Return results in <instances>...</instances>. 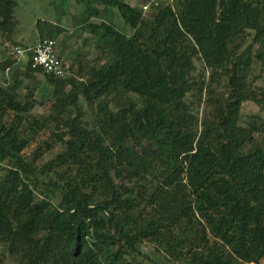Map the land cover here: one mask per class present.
I'll list each match as a JSON object with an SVG mask.
<instances>
[{
  "label": "trees",
  "instance_id": "trees-1",
  "mask_svg": "<svg viewBox=\"0 0 264 264\" xmlns=\"http://www.w3.org/2000/svg\"><path fill=\"white\" fill-rule=\"evenodd\" d=\"M17 3L0 0V33L22 46ZM151 7L87 0L78 27L97 56L79 51L63 77L31 52L23 70L0 61V245L14 264H155L143 242L173 264L264 257V0ZM43 22L38 39L65 30ZM35 75L47 114L32 113ZM245 101L261 113L247 126Z\"/></svg>",
  "mask_w": 264,
  "mask_h": 264
},
{
  "label": "rangeland",
  "instance_id": "rangeland-1",
  "mask_svg": "<svg viewBox=\"0 0 264 264\" xmlns=\"http://www.w3.org/2000/svg\"><path fill=\"white\" fill-rule=\"evenodd\" d=\"M87 0L84 2H75L74 0H18V3L14 9V18L17 20L16 30L13 34L15 41L20 42L22 46L31 47L33 40L37 37V23L42 25L43 21L49 22V25L52 22H59L60 27H63L65 30L59 34L60 38H55L57 46H63L66 49V44L70 45V49L74 46L75 53L72 52V57H69L68 60H64V66L68 73H71L70 62L73 61L75 55L84 50L87 52L86 58L92 60L97 56V53L93 47V41L89 39L90 34L84 30H80L79 18L80 12L83 10L84 5ZM131 5H135L139 8L148 2L149 0H125ZM160 2H171L172 0H159ZM98 6V5H96ZM152 10L150 7L144 13L147 15ZM110 15L108 18L116 25L118 28L126 32L127 34L131 33V29L122 23V20L115 8H110ZM58 40V41H57ZM36 43V42H35ZM15 44L10 42H5L3 35L0 33V61L5 60L9 56H13V48ZM27 61V56L22 57L20 62L14 67L19 70H23L25 63ZM66 61V63H65ZM259 70V66L256 67V73ZM10 73V71H9ZM4 72L0 70V84H2V79L4 78ZM36 81L40 82L41 86L37 89V92L34 94V97L38 101V104L32 110L34 115L47 114L49 112V105L52 101L51 88L44 84V78L41 75H35ZM25 83H33V79L26 80ZM257 85H264V73L261 74L259 79L256 80ZM217 89L221 90V87L217 85ZM80 105L84 108L85 103L83 100H80ZM259 108L254 102L245 101L241 105L240 109V123L244 126L253 124L255 122L254 116L261 115L258 110ZM66 116V115H64ZM88 121L90 120L89 116H86ZM48 133H41L38 139L44 138ZM36 143V141H35ZM32 143L26 150L25 153L30 151L33 148ZM139 249L150 257L155 264H173L165 260L162 253L158 251L152 244L148 242H143ZM0 264H14L13 260L9 258L6 253H2V246L0 245ZM258 264H264V257L260 259Z\"/></svg>",
  "mask_w": 264,
  "mask_h": 264
},
{
  "label": "built area",
  "instance_id": "built-area-1",
  "mask_svg": "<svg viewBox=\"0 0 264 264\" xmlns=\"http://www.w3.org/2000/svg\"><path fill=\"white\" fill-rule=\"evenodd\" d=\"M159 0H149L141 6L143 12L148 10L151 6H156ZM28 52L30 54L31 67L40 68L43 72L51 73L56 76L63 77L67 75V70L64 66V62L60 58L57 52L56 40L52 38H41L36 41V43L31 46H14L13 57L15 58V64H18L22 57L27 56ZM9 68H6L4 72V80L8 79ZM2 79V80H3ZM4 84V82H1ZM242 264H257L254 262H244Z\"/></svg>",
  "mask_w": 264,
  "mask_h": 264
},
{
  "label": "crops",
  "instance_id": "crops-1",
  "mask_svg": "<svg viewBox=\"0 0 264 264\" xmlns=\"http://www.w3.org/2000/svg\"><path fill=\"white\" fill-rule=\"evenodd\" d=\"M93 20H95V19L93 18ZM59 24L60 23L59 22L57 23L56 21L55 22L54 21L52 22V25L60 26ZM56 38L58 39V38H60V36L58 35ZM37 39H38V37H36V39L33 40L32 46L35 44V42L37 41ZM70 50L73 53H75V51H76L75 48H74V46L70 49V45L69 44H66V49H64L63 46H60V45L57 46V52H58V54H59V56H60V58L62 59L63 62H64L65 59L68 60L69 57H72L71 56L72 55V52H70ZM65 63H66V61H65Z\"/></svg>",
  "mask_w": 264,
  "mask_h": 264
}]
</instances>
